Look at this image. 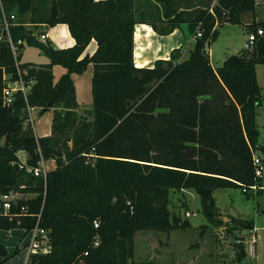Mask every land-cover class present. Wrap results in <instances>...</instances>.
<instances>
[{"label":"trees","instance_id":"trees-1","mask_svg":"<svg viewBox=\"0 0 264 264\" xmlns=\"http://www.w3.org/2000/svg\"><path fill=\"white\" fill-rule=\"evenodd\" d=\"M0 1L17 12L8 28L13 40H24L17 59L24 44L49 58L19 62L21 75L34 81L26 95L15 91L4 104L3 74L17 78L18 71L8 41L0 40V192L33 194L20 197L12 210L25 204L29 212L40 211L39 225L51 244L47 252L31 253L27 264H152L134 258L135 232L190 225L170 208L171 189L193 188L206 220L221 224L213 191L255 181L251 148L257 147L255 108L261 101L256 64L264 63V18L256 19V0H146L145 8L139 0ZM246 12L253 42L213 66L209 46L220 33L218 22L241 23ZM58 22L67 24L72 45L56 47L32 28ZM138 22L159 34L186 22L193 40L187 55L176 47L168 58L137 66ZM91 40L95 49L83 54ZM90 62L92 103L79 110L71 74ZM54 64L66 68L55 81ZM27 106L52 110L50 134H35ZM19 150L27 152L29 164L40 153L55 159L45 186L41 175L19 167ZM34 214H0V228L28 230ZM227 224L234 236L236 229L254 227L252 219L233 215ZM234 246V258L241 260L244 245ZM6 253L0 244V264Z\"/></svg>","mask_w":264,"mask_h":264},{"label":"rangeland","instance_id":"rangeland-1","mask_svg":"<svg viewBox=\"0 0 264 264\" xmlns=\"http://www.w3.org/2000/svg\"><path fill=\"white\" fill-rule=\"evenodd\" d=\"M15 14L16 17L17 12ZM217 25L220 31L223 32L216 43L212 45L214 63H216L217 59L215 58L217 50L221 49L227 41L232 42V47H240L248 39L247 26L243 22L232 24L218 22ZM30 27L32 26L30 25ZM32 28L35 32H38V29ZM188 48L189 46L184 47V56L187 55ZM21 57L25 61H31L36 64L45 63L48 59L38 46L29 44H24L22 47ZM256 71L261 93V101L255 108V121L258 128L257 146L260 148L259 151L264 154V63H257ZM81 74L74 73V79L77 81ZM82 75L85 76L84 73ZM44 110L40 113L39 110L35 109L32 113L36 135H41L44 129L50 127V123L46 120L48 110ZM21 157L25 159L26 156L21 155ZM47 167L48 169L50 168L48 164ZM261 182L263 187L256 193L244 192L240 186L222 187L213 191L219 212L220 210H226V213L220 212L221 224H212L206 220L200 210L199 195L193 188L171 189L169 192L170 208L180 214L182 218H187L190 221V225L185 228L172 229L173 238L169 243H165L164 246V237L171 230L169 232L154 229L137 230L134 235V258L136 260H151L153 264H161L153 259L154 253L152 254V252L153 249L163 248L165 252L168 251L167 254L171 259L177 256L179 259L185 260L186 262L184 263L188 261L191 264H220L221 262L230 261L232 264H264V174ZM16 191L20 195L19 198L32 194ZM232 214L253 220L257 232L260 234V240L255 244L254 256L246 253L241 260L234 258L236 235L234 236V234L231 235L227 232L229 227L227 221ZM203 224L206 225L202 226ZM10 229L19 232L18 238L15 235V237L11 236L10 239L15 240L17 238L19 240L21 236L23 238L20 241L19 250L15 249L16 245L14 244L13 251L8 254L5 261L8 262L7 264H25L28 256L27 241L29 239V231L20 226L11 227ZM5 230L0 228V244L2 245H4L3 231L5 235L7 233ZM238 230L236 229L233 232L238 234L240 233Z\"/></svg>","mask_w":264,"mask_h":264},{"label":"crops","instance_id":"crops-1","mask_svg":"<svg viewBox=\"0 0 264 264\" xmlns=\"http://www.w3.org/2000/svg\"><path fill=\"white\" fill-rule=\"evenodd\" d=\"M140 1V8H145L148 6V1L146 0H139ZM184 2H187L188 4H205L207 0H182ZM182 4V3H180ZM256 6H257V15L256 19L258 18H264V0H256ZM252 19V15L250 12H246L243 14L242 21L243 23H248ZM222 24H232L231 22L224 21ZM38 29L42 30L41 33L46 34L45 40L51 41L56 47H66L69 45H72L75 42L74 37L71 35L68 26L64 22H58L52 26H47L45 24L39 25ZM35 32V31H34ZM223 31H220L217 39L213 41L210 46H209V55H210V62L213 66H217L221 64V62L224 60V58L231 54L237 52L240 48L245 47V43L240 46V47H232V42L227 41L225 45L217 50V54L215 56L216 63L213 62V55L214 51L212 48V45L216 43V41L221 37ZM37 37L39 38V34L35 32ZM249 35V33H248ZM192 38L189 33L187 23L182 22L178 27H175L171 32L167 34H159L157 33L150 24L146 22H138L135 24V35H134V60L135 64L137 66H142V65H150L152 64L153 60L156 58H168L170 54V50L176 47H180L181 53L184 56V47L185 46H191L192 45ZM96 47V42L94 40H91L83 54L85 52H88L89 54L93 52V50ZM22 50V49H21ZM48 58V57H47ZM49 58L47 59V61ZM25 61L22 59V57L19 59V62ZM52 71H53V80H57L58 77L66 71V68L60 64H54L52 66ZM93 72V65L92 63H88L86 69L82 72L84 73L85 76H83L81 73L80 77L77 79H74L75 77L73 74L72 78L74 80V85H75V93H76V98L79 103V110H82L84 108H89L92 103V92H91V76ZM78 74V73H76ZM257 74V71H256ZM39 110L40 113L42 111H45L43 108L39 106H34L31 110L33 113V110ZM48 110V115L46 116V120L50 123V127L48 129H44V131L41 133V135H46L51 133V120H52V110ZM34 126V125H33ZM18 156L21 157V155L24 157L27 156V152L25 150H19L17 152ZM22 158V157H21ZM46 164L50 166L49 169L54 168L56 163L54 158H49L46 161ZM216 202V201H215ZM218 207V206H217ZM223 213H226L225 211H221ZM222 213V214H223ZM231 214V213H229ZM233 215V214H232ZM235 216V215H233ZM241 217V216H239ZM254 225V223H253ZM254 230L257 232L256 226L253 227ZM7 233L5 235V232L3 231V244L6 247V257L8 254H10L13 251V245H16V250H19V245L20 241L22 240L23 236L17 240L19 236V232L17 230H11V229H6L5 230ZM9 233V234H8ZM8 234V237H7ZM259 235L258 240H260V234L257 232ZM17 236L15 240L10 239L11 236ZM173 238L172 236V230L166 234L163 240V246L165 243H169L171 239ZM17 240V241H16ZM7 242V243H6ZM11 242V243H10ZM17 242V243H16ZM150 243V242H149ZM154 253V254H153ZM168 251H164L163 248H160L158 250L153 249V259L157 263L161 264H191L183 259H179L177 256L173 257V259L170 258V256L167 254ZM159 257V258H158ZM151 263L152 261L149 260ZM168 262V263H166ZM8 262H6L7 264ZM153 264V263H152Z\"/></svg>","mask_w":264,"mask_h":264},{"label":"built area","instance_id":"built-area-1","mask_svg":"<svg viewBox=\"0 0 264 264\" xmlns=\"http://www.w3.org/2000/svg\"><path fill=\"white\" fill-rule=\"evenodd\" d=\"M210 10L212 11V8H210ZM14 18H15L14 13L6 11L0 1V40L3 39L8 41L18 71L17 78H11L10 75L6 73L3 74L4 104L10 103L15 91L20 90L23 93V95H26L27 92H29V90L31 89L32 83L34 81L33 77H30L28 80H26L21 75V72H25V69L21 70V68L19 67V59H17L16 56L19 52V44L24 43V40L20 38H18L16 41L13 40L9 35V31H8L9 26L14 22ZM199 34L200 32L198 31L197 35ZM45 38H46L45 33L39 34L40 40L45 41ZM253 40H254L253 34L249 33L248 39L245 42V46L246 47L249 46L253 42ZM33 107L34 106H27L26 108L27 111L26 121H29L32 124V126L34 125V118L31 112ZM3 142H4V138L0 137V145L3 144ZM259 150L260 148H258V146L255 148L254 147L251 148L255 181L252 182L251 184L242 185L241 189L244 192L256 193L259 189L263 187L261 178L264 174V154H262ZM91 155H93L92 152L87 153L88 158ZM27 157L28 156H26L25 159L19 157V161H18L19 167L29 170L35 175H41L43 177L44 186H45L46 176L49 170L46 164L47 159H44L40 153V158L37 160L36 164H29L27 161ZM32 195L33 194L28 196H32ZM19 196H20L19 193L13 189L6 192H0V214H5L9 216L17 215V214H34L28 211V206L25 204L19 206V209L17 211L12 210L13 205L17 206ZM34 215H36V222L33 226H31L28 229L29 231V239L27 241L28 256L26 257L25 264H27V262L29 261L31 253L47 252L51 248L48 230L39 225L40 211L36 212V214ZM94 225L95 226L98 225L97 221L94 222ZM238 231L240 233L236 235L235 241L237 243H242L244 245V249L246 253H249L251 256H254L255 244L258 242L259 235L254 230V228H242ZM95 244H97V242H95Z\"/></svg>","mask_w":264,"mask_h":264}]
</instances>
